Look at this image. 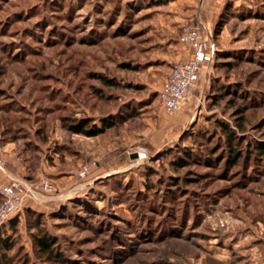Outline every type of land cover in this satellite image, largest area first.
<instances>
[{"label":"rangeland","instance_id":"374dc122","mask_svg":"<svg viewBox=\"0 0 264 264\" xmlns=\"http://www.w3.org/2000/svg\"><path fill=\"white\" fill-rule=\"evenodd\" d=\"M224 6L213 61L168 116L157 92L196 17L166 32L161 0H0V139L19 144L5 170L53 188L0 224L7 263L264 264V0ZM82 117L114 125L65 128Z\"/></svg>","mask_w":264,"mask_h":264},{"label":"built area","instance_id":"2783aa9c","mask_svg":"<svg viewBox=\"0 0 264 264\" xmlns=\"http://www.w3.org/2000/svg\"><path fill=\"white\" fill-rule=\"evenodd\" d=\"M215 1L222 3L224 0ZM206 34L204 24L199 18L182 25L179 41L189 55L172 66L157 92L160 106L168 116L176 113L185 103L188 95L195 91L202 70L213 61L215 55L213 42ZM6 164L7 161L0 147L1 173L5 172ZM87 169L84 166L79 176H83ZM52 191L51 182L47 178L41 179L39 183H26L17 177L7 178V181L0 184V224L10 220L18 212L26 198L37 199V195H49Z\"/></svg>","mask_w":264,"mask_h":264},{"label":"crops","instance_id":"0c3cea01","mask_svg":"<svg viewBox=\"0 0 264 264\" xmlns=\"http://www.w3.org/2000/svg\"><path fill=\"white\" fill-rule=\"evenodd\" d=\"M152 1L153 0H150V2ZM161 4L164 10H155L154 8L151 10L152 28L156 25L155 22L158 20L164 31L167 32L169 30L172 32V26L174 23L180 24V21L185 20L186 17L191 18L194 16L196 18L200 17L199 20L204 24L205 30L208 34L210 31V25L215 22V18L220 15L224 9L225 0L222 3H217L215 0H161ZM173 17L177 21H173ZM182 50L183 54H181L180 58L183 61V59L188 57L189 52H187L184 47H182ZM5 131L9 132L10 130ZM18 145V139L12 135L9 137L3 136V138L0 139V146L2 147L4 155L7 157L6 159L4 156L5 160H7L8 166L11 161L9 160L10 154L17 153L19 147ZM12 171L14 170H5L4 173L0 172V182H3L4 180L6 181V178L15 177V175L12 174Z\"/></svg>","mask_w":264,"mask_h":264},{"label":"trees","instance_id":"16d2710c","mask_svg":"<svg viewBox=\"0 0 264 264\" xmlns=\"http://www.w3.org/2000/svg\"><path fill=\"white\" fill-rule=\"evenodd\" d=\"M98 123H94L93 119L90 117H82L78 120L72 121L70 124L65 125V128L72 134L86 136V137H96L98 134L105 132L107 129L112 128L114 121L111 118L100 117ZM64 127V126H63ZM222 131L225 134V138L228 140V143L233 141L235 138L234 131L222 124ZM256 150H259L261 155H264V147H257ZM228 152L231 153V161L235 164L240 158L241 153L238 150L234 151L233 149H228ZM7 222L14 224V220L10 219ZM6 223V222H5ZM10 242L1 234L0 232V264H9L7 263L5 257V251L10 250ZM55 245L56 239L48 234H43L42 236L36 237V246L39 248L40 252L47 255L48 257H55ZM60 259V258H59Z\"/></svg>","mask_w":264,"mask_h":264}]
</instances>
